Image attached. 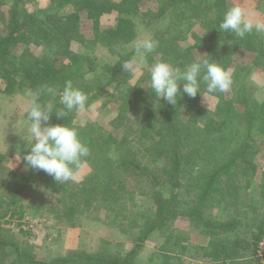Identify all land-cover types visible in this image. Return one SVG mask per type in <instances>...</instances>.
Segmentation results:
<instances>
[{
  "label": "rangeland",
  "instance_id": "obj_1",
  "mask_svg": "<svg viewBox=\"0 0 264 264\" xmlns=\"http://www.w3.org/2000/svg\"><path fill=\"white\" fill-rule=\"evenodd\" d=\"M5 2L6 5L0 10L1 33L7 30L8 20L16 4L21 20L26 19L28 14H37L45 18L47 14L63 15L77 11L75 4L58 6V2L52 0H18L17 3L16 0H5ZM166 3L167 0H140L137 13L123 15L133 23L135 30L133 36L114 40L115 45L112 48L101 41L100 34L116 26L118 11L114 9L107 12L103 6L81 11V23L77 28L80 33L73 34L75 37L70 40L68 50H64L69 53L60 54L56 65L60 68L63 62L72 63L70 54L87 55L93 62L83 68L85 75L78 85L71 87L69 92L65 93L63 90L61 93L64 97L70 96L72 101L69 105L76 108L74 126L95 124L106 136L111 132L120 133V128L134 127L144 119V116L150 117L149 111L147 113L144 111L146 106L157 109L169 101L163 99L165 96L171 98L180 93L177 88L184 87L183 81L179 80L176 84L174 79L177 77L172 78L174 73L179 74L182 71L177 64L179 60L177 54L172 53L171 58H164L162 55L167 43H159L153 39L155 37L158 39V36L167 30H169L167 36L175 33L179 37L174 38L175 41L169 42V45L186 50L183 55L186 58L189 55L196 60H208L206 68L207 65L209 66V59H212V64L215 65V55L210 54L208 49L199 47V43L208 35L213 40L218 38L213 37L214 33L211 29V22L217 18V15L229 18L230 22L235 24L234 27L239 29L243 28V24H250L264 38V0H203L204 14L200 18L195 17L191 6L182 4L177 8L172 5L173 3L171 5ZM165 6V15L161 18L157 17ZM172 6L173 11L169 9ZM48 26L70 35V29H64L65 20H51L48 25L43 24V27ZM234 41L238 43L241 39L235 38ZM22 47L23 44L12 49V52L19 56L17 66L21 61L35 60V56L42 58L44 52L47 53L52 49L47 45H31L30 51L34 52V56H31L33 54L21 56ZM123 59L124 63L119 65L118 62ZM181 59L185 60L182 57ZM224 61V64H229L228 69L230 68L231 73L228 74H232L237 67L240 73L238 77L229 78L227 83L223 84L222 92H215L208 85L203 87L209 76L207 77V73L202 71L195 73L197 77L194 75V78L186 81L193 92L188 102L185 101V97H181L183 107L180 116L188 118L193 110L191 107L194 108V114L198 109H202L204 116L201 117L200 124L205 126L206 132L215 133L221 126V130L224 128L228 137L222 138V147L219 151L212 148L199 156L189 155L184 163L183 175L176 182L181 186L174 187L167 178V173L164 175L165 183L158 184L148 182L145 177H139L131 170H117L123 174L121 179L124 178L123 188L118 189V194H124L121 200L123 204L121 213L118 215L115 212L117 206L113 198L116 195L106 197L105 201L99 196L98 204L84 209L73 223V221L57 219L54 212L49 210L50 204H42L51 194L45 191V183L38 178L29 189V196L22 201L27 210L25 216L22 219H11L8 216L1 219L2 231L7 232L5 235L15 237L38 260L68 257L77 252L97 256L101 254H108L106 255L108 257L116 256L126 254L143 234L145 221L141 220L139 226L133 227L132 220L137 219L134 214L146 212L149 216L157 212L153 190L164 193L173 200L174 205V199L179 198L186 202H198L209 174L217 165L228 161L230 149L238 144L234 143L236 140L240 139L241 142L245 140L246 128L249 119L252 118L249 112L251 109L254 111L252 119L254 122L257 104L264 102V43L259 39L249 45L241 41L231 57ZM13 64L15 62L10 64V68ZM112 73H116L118 79L113 80ZM19 77L21 78V74L17 73V80L20 79ZM196 79L198 81L195 85ZM5 84L6 80L0 76V196L2 198L8 194L4 186L11 179L12 173L16 170L24 172L26 169L23 165L24 153L30 147H34L35 152L49 134L47 127L42 125L44 117L37 116L33 109L34 95L30 88L15 87L12 93H7L4 89ZM98 86L101 91L97 93ZM238 88L243 92H236ZM81 100H89V103H80ZM218 112L224 115L225 120H230L231 116L234 118L228 121V124L220 125L213 118ZM195 116H198V112ZM155 118L158 119L156 115ZM257 122L260 123H255L253 128L255 133L264 126V119L263 121L258 119ZM157 129L153 133L152 154L147 155L144 141L136 139L132 144L135 152L129 157L139 158L143 166L163 172V168L171 167V161H165L161 155L164 150L161 148L163 137ZM69 143L72 142L68 141V149ZM113 148L115 147L98 154L95 151L89 157H85L81 163L78 161L82 159L81 157H78L79 159L74 157L75 160L72 156H68L71 164L70 178L77 181L92 178L94 182L99 180L97 169L114 171L115 165L121 160V158L118 160L121 152ZM196 151L197 149L194 152ZM64 152L65 148L61 153ZM65 155H62L64 159ZM146 155L149 156L148 159ZM247 156L252 158L255 169L253 166L243 165L241 172L236 173L232 179L226 173L221 174L213 190L204 200V215L217 223L235 221L231 229L211 231L200 228L188 216L180 215L168 225H162L150 234L139 248L134 262L136 264H204L203 261L211 258L205 264H222L223 259L220 258L225 253L222 250L224 244L228 246L236 238L251 240L252 234L258 232V227L264 226V139L260 141L259 148L252 150ZM235 183L239 186L237 189L233 188ZM153 184L157 185L154 187ZM231 189L236 194L234 192L233 195ZM173 191L177 194V198ZM33 204L38 206H34L37 210L32 207ZM180 207L185 208L186 205L182 204ZM3 211L2 207L0 214H3ZM182 238L187 239L184 242ZM263 238L264 234L259 242L258 255ZM184 243L189 246L183 251L181 246ZM197 245H209L212 251L218 249L220 251H216L215 255L209 258L196 249ZM8 249L7 247V253ZM7 253L4 254L0 250V264L6 261L7 256L4 255ZM166 253L172 254L173 257H165ZM243 254L247 255L244 257L248 259L251 252L243 251ZM215 257L216 260L213 259ZM226 264L232 262L227 260Z\"/></svg>",
  "mask_w": 264,
  "mask_h": 264
},
{
  "label": "trees",
  "instance_id": "obj_2",
  "mask_svg": "<svg viewBox=\"0 0 264 264\" xmlns=\"http://www.w3.org/2000/svg\"><path fill=\"white\" fill-rule=\"evenodd\" d=\"M17 1L18 0H16V3ZM52 1H57L58 6L75 4L77 5V11L68 12L63 15H55V13L47 14L45 18L37 14H28L26 19L21 20L20 11L16 4L8 20L7 30L3 33L0 32V76H3L6 80L4 89L7 93H12L15 87H29L34 95L33 109L37 116L44 117L42 125L47 127L49 131L48 137L43 143L39 144L35 152L34 147H30V149L24 153L25 158L23 160V165L26 168L25 171L21 172L16 170L13 172L11 179H9L8 183L4 186V189L8 190V194L3 196V198L0 196V209H2V207L4 208V213L0 214V250L5 254L7 253V247L9 248V252L4 255L7 256L6 261L2 264H136L134 258L139 248L143 246L144 241L150 234L162 225H168L169 222L180 215L188 216L195 222V225L200 228L210 229L211 231L231 229V227L235 225V221L217 223L213 219L206 217L207 215H204V200L213 190L214 184L221 174L226 173L232 179L234 175L236 176V173L241 172L243 165L253 166L255 169L252 158H249L247 155H250L252 150L258 149L260 141L264 139V126L259 128L258 132H253L255 123H260L257 122V120L260 119L263 121L264 119V102L257 104L256 118L254 117L256 120L254 122L252 120L254 111L251 109L249 112V114H252V118L249 119V125L248 128H246L247 133L244 137L245 140H242L243 142H241L240 139L236 140L234 143L238 144L230 149V158L228 161L217 165L212 173L209 174L206 184L203 185L198 202L194 200V202H186V200H180L179 198L177 200L174 199V205L171 198L166 197L164 193L162 194L161 192L153 190L155 203L157 204V212L149 216L146 212L145 214H134V217L137 219L132 220V226H139L140 221L143 220L145 221V227L143 228L142 236L137 239L134 246L126 254L111 255L108 257L106 256L108 254L97 256L77 252V254L75 253L68 257L59 256L52 260H38L29 250L24 248L15 237L5 235L7 232L2 231L1 226H3V223L1 219L7 216L11 219H22L25 216L27 210L22 201L29 196V189L38 178L45 183V191H49L51 194L42 204H50L49 210L54 212L57 219L70 222L73 221V223L77 215L82 213L84 209H87L90 205L93 207L98 204L97 199L99 196L105 201L107 200L106 197L116 195L115 198H113L117 206L115 212L118 215L121 213L120 209L123 205L121 200L124 194H118V189L123 188L122 181L124 178L121 179L123 174L117 170H131L135 175L145 177L148 182L158 184L165 183L164 175L167 173V178L172 182L174 187L181 186V184H176V182L183 175L184 163H186V159L189 155L194 154L199 156L209 152L212 148L219 151L222 147V138L228 137L224 128L221 130V126L215 133L208 134V132H206L205 126L200 124V119L204 116V114H202L204 112L201 111L202 109L195 111V114L198 112V116H195L193 107H191L193 110H191L192 112L189 114L188 118H182L180 116L183 107L181 97H185V101L188 102L193 92L192 87L187 85L186 81H188L189 78H194V75L197 77V74L202 71L205 74L207 73L206 75L207 77L209 76L210 79L203 84V87L208 85L212 87L213 91L222 92L223 84H226L229 78L238 77L240 73L237 67L232 71V74H228L231 73V71H229L230 68L228 69L229 64H224V60L229 59L234 53L237 44L242 41L249 45L254 43L257 39H259L261 43H264V38H262L260 32L252 25L242 23L243 28L239 29V27H234L235 24L230 22L229 18L217 15V18L211 22V29L214 33L213 37L218 38L213 40L211 36L208 35V37H205L204 43H199V47L202 46L206 50L208 49L210 54L215 55V65L212 64V59H209V66L207 65L206 68L205 66L208 60H196V58H192L189 55L187 58L184 57L183 55H185L186 50H181L168 44L169 42L175 41L174 38L179 37L176 36L175 33L167 36L168 34L166 33L169 30L163 32L158 36V39H155L156 37L153 39L159 43H167L162 55L164 58H171V55H173L172 53L177 54L179 58L177 64L182 71L179 74L174 73L172 78L177 77L174 79V83L176 84L179 80L181 82L183 81L184 87L181 86L182 89L177 88V91L180 90V93H177L176 96H171L172 100H170V97L165 96L163 99L169 101L159 108L155 109L151 106H146L144 111L146 113L149 111L150 117L144 116V119L141 120L139 124L134 127H129L128 129L119 127L120 133L113 134L111 132L106 136L102 129L95 124H89L83 127L74 126L76 108L75 106L70 107L69 103L72 101L70 96L64 97L61 94L63 90L65 93L69 92L71 87L78 85L82 81L85 75L83 68L93 63L91 58L87 55L74 56L70 54L72 63L68 64L63 62L60 68H57L56 65L61 56L60 54L67 55L69 53L64 52V50H68L70 40L75 37L73 34L76 33L79 35L80 33V30L77 28L81 23V11L96 6H103L104 10L107 12H111L114 9L118 11L119 18H117L116 26L100 34L101 41L105 43L107 47L112 48L115 45L114 40L127 39L131 37V35L133 36L135 31L133 23L127 20L123 15L125 13H137L140 0ZM168 3H170V5L173 3L172 5L177 8L182 4L191 6L195 17L198 18L204 14L202 7L203 0H167L166 5H168ZM3 5H6L5 0H0V10ZM182 7L183 6H181V8ZM169 9L171 11L174 10L173 6ZM165 13L166 6L157 17L161 18ZM0 18L2 17L0 16ZM57 19L65 20L64 29H70V35L56 30L57 28L55 29L49 26L43 27V24L48 25L51 20L54 21ZM209 21H211L210 18ZM197 38L201 39L199 37ZM235 38L237 40L241 39V41L235 43ZM21 44L24 45V47H22V53H20L21 56L34 53L30 51L31 45H47L52 49L47 53L44 52L42 58L35 56V60H27L26 62L21 61L19 66H17L16 64L18 63L17 59L19 56L13 53L12 49ZM163 44L161 47L164 46ZM31 56H34V54ZM181 57L185 60L181 59ZM14 62L15 64L10 68V64ZM123 63L124 59L118 62L119 65ZM116 68V70H118V67ZM206 71H209V73ZM17 73L21 74L19 80L16 78ZM112 79H118L116 73H112ZM197 81L198 79H196L195 85ZM97 89V93L101 91L99 86ZM236 92L243 91H241V88H238ZM77 103L79 102H76V104ZM80 103H89V100H81ZM154 114L158 119L155 118ZM218 114L219 112L215 114L213 118H215L217 120L216 123L220 125H224V123L228 124V121L234 118V116H231L230 120H225L223 119L224 115L219 114L218 117ZM119 126L122 125L119 124ZM156 129L163 137L161 148L164 150L161 155L165 161H171V167L168 169L163 168V172L159 169L153 170L146 165L143 166L141 163L142 160L139 158H134L132 155V157H129L130 154L135 152L132 144L135 143L136 139L144 141V150H146L147 155L152 154L151 146L153 142V133ZM204 136L205 138H203ZM68 141L72 142L69 143V149L67 146ZM112 147H115L113 149L121 152V156L118 159L120 160L121 158V160L115 165L114 171L106 168L105 171H103L104 168L100 170L97 169V177H99V180H95L94 182L92 178H87L83 181L70 178L71 171L69 169H71V164H69L68 156H72L73 158L81 157L82 159L78 160L81 163L85 160L84 158L89 157L91 153L96 151L98 154ZM64 148V154H66L65 159L63 157L64 154L61 153L64 151ZM196 149L197 151L194 152ZM147 155L146 157L148 159L149 156ZM125 157L128 158L125 159ZM153 185L155 187L157 184ZM234 186L233 188L235 189L239 187L236 183ZM234 192L235 191H233V195ZM174 196L176 198L178 197L177 194H174ZM182 204L186 205V207L181 208L180 206ZM34 206H36L35 204H33L32 207L37 210L36 207L38 206ZM263 234L264 226L261 225L258 227V232L252 234L251 240L236 238L230 245L227 246V244H224L222 250L225 251V253L223 257L220 258L223 259L221 263L226 264L227 260H230L232 264H264V254H257L259 242ZM171 235L172 234H169V236ZM186 239L187 238L184 239V242ZM188 246L189 245L186 243L182 244V250L184 251ZM196 249L209 258L215 255L216 251H220L219 249L212 251L209 245H197ZM243 251L251 252L248 259L244 257L247 255L243 254ZM75 255H77V257ZM177 255L179 254L177 253ZM165 257H173V255L166 253ZM213 259L216 260V257ZM210 260L211 258L203 262L207 263Z\"/></svg>",
  "mask_w": 264,
  "mask_h": 264
},
{
  "label": "built area",
  "instance_id": "obj_3",
  "mask_svg": "<svg viewBox=\"0 0 264 264\" xmlns=\"http://www.w3.org/2000/svg\"><path fill=\"white\" fill-rule=\"evenodd\" d=\"M259 252H260V255L264 254V238H263V240L261 242V248H260Z\"/></svg>",
  "mask_w": 264,
  "mask_h": 264
}]
</instances>
